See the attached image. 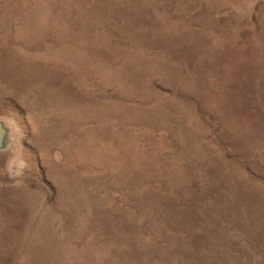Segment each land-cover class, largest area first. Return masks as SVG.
Here are the masks:
<instances>
[{"label": "rangeland", "instance_id": "obj_1", "mask_svg": "<svg viewBox=\"0 0 264 264\" xmlns=\"http://www.w3.org/2000/svg\"><path fill=\"white\" fill-rule=\"evenodd\" d=\"M0 264H264V0H0Z\"/></svg>", "mask_w": 264, "mask_h": 264}, {"label": "water", "instance_id": "obj_2", "mask_svg": "<svg viewBox=\"0 0 264 264\" xmlns=\"http://www.w3.org/2000/svg\"><path fill=\"white\" fill-rule=\"evenodd\" d=\"M2 136H3V129L0 126V143H1Z\"/></svg>", "mask_w": 264, "mask_h": 264}]
</instances>
